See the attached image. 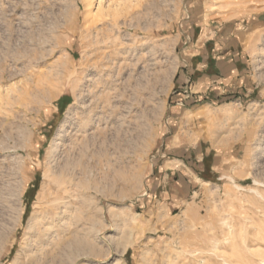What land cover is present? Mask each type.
<instances>
[{
    "label": "rangeland",
    "instance_id": "374dc122",
    "mask_svg": "<svg viewBox=\"0 0 264 264\" xmlns=\"http://www.w3.org/2000/svg\"><path fill=\"white\" fill-rule=\"evenodd\" d=\"M199 50L239 59L195 103L175 77ZM196 104L222 179L173 202L171 111ZM69 155L99 191L58 192ZM46 206L57 235L39 264H262L264 0H0V264H27ZM87 229L92 246L65 247Z\"/></svg>",
    "mask_w": 264,
    "mask_h": 264
},
{
    "label": "crops",
    "instance_id": "0c3cea01",
    "mask_svg": "<svg viewBox=\"0 0 264 264\" xmlns=\"http://www.w3.org/2000/svg\"><path fill=\"white\" fill-rule=\"evenodd\" d=\"M198 41L200 43V39ZM203 45L205 43H202ZM224 51H221L220 54ZM220 54L209 57L199 50L192 54L194 56L193 62L188 61L177 72L175 83L177 87L185 89L183 90L184 98L199 103L200 89L204 87L210 89L209 84L212 82H227V77L231 76V73L236 74L238 66L235 61L239 59L238 53L233 52L234 57L228 60L226 55ZM223 68H228L230 74L224 76ZM183 92L180 91V94ZM63 100L65 97L58 102L59 106L62 105ZM171 112L174 115V117L171 116L173 121L170 123L172 132L168 137L166 153L160 171L164 175L162 187L165 190L162 191V194H171L172 201L177 202L182 200L183 196L178 198L174 193H182V188L196 193L201 191V184L215 183V181L222 179L220 174L222 172L220 165L222 158L219 157L218 153L210 156L213 148L203 147L206 140L200 130V104L186 109L175 108ZM206 166L210 168L207 172ZM182 177L184 183L181 182ZM178 188L179 190H177ZM194 188L197 189L194 191Z\"/></svg>",
    "mask_w": 264,
    "mask_h": 264
},
{
    "label": "bare ground",
    "instance_id": "6f19581e",
    "mask_svg": "<svg viewBox=\"0 0 264 264\" xmlns=\"http://www.w3.org/2000/svg\"><path fill=\"white\" fill-rule=\"evenodd\" d=\"M70 124H72V123L70 122L69 125ZM67 125H68V123L65 122L62 125L63 127L61 129H59L60 131H59L58 136H57V141H56L57 143H59L58 141L61 140L62 136H64L63 133L66 132L64 130V127L67 126ZM80 161L81 160H78V161L75 160V158L73 159V156L71 157L69 155V157L67 158L66 162L64 161L65 164H63L64 163L63 162L62 163L63 165H59V167H56V170H55L54 173H55V177H57V180L59 181L61 187H62V184L64 185V187L67 184H71L72 185L71 188H73V185H75V186H79V188L82 187L84 190L95 189V190L99 191V187H98L97 183H93V184H88L87 185L82 180H81V182H83V183H81L80 180H78L76 182V175H77L76 171L78 169V166H81V163H82V161L81 162ZM84 183H85L84 187L83 186L80 187V184L83 185ZM57 190L60 193V191L64 192L67 189L65 187L63 189L62 188L61 189L57 188ZM53 200H49V202H52ZM45 208L47 209V206ZM46 212L47 213L45 215L44 214L42 215L41 212H36L28 220L29 221L28 222V227L29 228L36 227V225H38V224L40 225V227H37V229H36L38 231L37 232L38 233V235H37L38 236V239H37L38 241H36L37 245H36L35 248L34 247L32 248V251H30L31 253L29 252L30 254H29L28 258H27V264H39L41 261H43L42 257L45 256L44 254H45L46 250H48V249L52 250V248H51L52 245L50 246V244H52L51 241L53 240L55 242L54 236H56L57 233H55L56 232V230H55L56 223H55V221H54V219L52 217V214H53L52 213V208L49 207ZM22 213H24V211ZM89 232H90V230L87 229L86 231H84L81 234H76L75 233V235L70 239V241L68 242L67 246H65V247H68L71 250V252H73L75 254H81V252H84L87 249V247L92 246V241L89 239ZM132 241L130 239H129L128 242L126 241L127 244L124 246L123 253H126L127 248H128V246L130 244H132ZM49 246H50V248H49ZM68 248H66V249H68ZM62 252H64V251H62ZM42 255H44V256H42ZM43 259H45V258H43ZM47 263L52 264L53 261H51V262L48 261ZM54 264H55V262H54ZM262 264H264V258H262Z\"/></svg>",
    "mask_w": 264,
    "mask_h": 264
},
{
    "label": "trees",
    "instance_id": "16d2710c",
    "mask_svg": "<svg viewBox=\"0 0 264 264\" xmlns=\"http://www.w3.org/2000/svg\"><path fill=\"white\" fill-rule=\"evenodd\" d=\"M27 209H28V208H27ZM25 215H27V211H26Z\"/></svg>",
    "mask_w": 264,
    "mask_h": 264
}]
</instances>
